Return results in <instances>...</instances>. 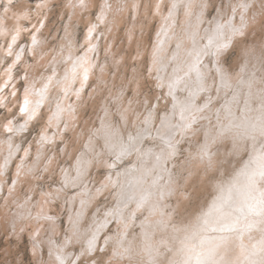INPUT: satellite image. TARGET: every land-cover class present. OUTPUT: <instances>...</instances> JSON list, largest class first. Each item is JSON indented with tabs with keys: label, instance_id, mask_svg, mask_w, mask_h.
<instances>
[{
	"label": "snow or ice",
	"instance_id": "snow-or-ice-1",
	"mask_svg": "<svg viewBox=\"0 0 264 264\" xmlns=\"http://www.w3.org/2000/svg\"><path fill=\"white\" fill-rule=\"evenodd\" d=\"M53 7L51 0H0V65L11 60L0 83V152L7 153L0 163V264H26L19 251L25 233L32 253L27 264H112L117 253L108 254L112 237L104 233L122 213L123 192L116 190L124 178L174 157L178 136L233 117L243 86L252 87L242 73L251 61L264 66V0H171L167 15L164 0H102L83 43L72 39L70 16L58 48H48V37H41ZM64 7L83 10L88 0H67ZM142 8L154 9L164 23L150 46L141 25L129 59L109 37L118 17L127 11L138 21ZM126 37L131 44L135 24ZM88 104L93 116L81 123ZM45 107L47 120L28 141ZM111 192L115 205L103 218L96 208L89 222L88 213Z\"/></svg>",
	"mask_w": 264,
	"mask_h": 264
},
{
	"label": "rangeland",
	"instance_id": "rangeland-1",
	"mask_svg": "<svg viewBox=\"0 0 264 264\" xmlns=\"http://www.w3.org/2000/svg\"><path fill=\"white\" fill-rule=\"evenodd\" d=\"M93 1L94 2L90 0L92 3L89 2L86 9H70L69 11V9H65L64 7L67 0H51L54 7L51 9V13L47 21L48 28L44 29L45 36L41 37V39L48 37L46 40L48 48H58L61 43L59 38L64 35L62 22L67 23L70 16L72 17L71 35L73 41L78 39L80 43L84 42V35L87 31V27L90 23L96 22V15L99 12L98 5L102 2V0ZM128 2L131 3V0H128ZM143 2L145 4L151 3L154 5L156 0H143ZM170 2L171 0H164L162 15H167V6ZM233 2L238 3L239 0H233ZM152 11H154V9ZM152 11H146L142 8L140 10V19L138 21H132L129 19L127 11H125L122 17L117 18L116 27L113 29L112 35L109 37V42L114 40L116 45L121 48L122 55L127 54L129 59L131 56L135 55L136 42L141 40V25H143L144 29L142 37L143 43L150 46L156 39V34L160 31L161 25L164 21L161 16H153ZM66 12L67 15L65 14ZM9 15L11 16V14ZM181 19H183L182 14ZM238 20L239 16L237 15L236 21L238 22ZM12 23L16 22L13 20ZM32 23H35V21H32ZM133 24H135V37L130 44L126 37V31L128 28H131ZM204 27H208L207 22H205ZM101 31H104L103 27H101ZM49 32L51 33L50 37L48 36ZM251 35L254 36L255 34L253 33ZM26 40L27 37L22 39L20 42L24 43ZM2 43L3 40L0 39V44ZM101 43H103V41H101ZM45 50L47 51V48ZM239 57L240 53L239 49H237V55L232 58L231 73L234 78L239 72V64L241 62ZM8 62V64L11 63L10 60ZM30 62L31 61L29 59L25 60V63ZM7 63L0 65V83L3 82L2 76L4 69L7 67L6 65H8ZM205 63L207 64V61H205ZM255 66L256 71L254 70ZM23 68L24 65L22 64L20 66L18 76L24 75ZM256 73L260 75L258 76ZM241 78L246 81H251L252 87L249 89L247 85L243 86L241 90L242 102L237 105L232 118L223 119L220 123L213 121L211 126L205 122L204 124L198 126L193 133L184 137H177L179 144L177 146L176 155L169 158L164 164L167 173L163 172L162 176L158 178L157 183L159 184L154 192L155 196L158 194L159 200L161 201L159 203L160 206H158L160 207L159 214L161 215H154L152 221L147 222V212H150L151 209L149 210L147 207H144L142 210L141 206H135V202L130 200L131 202L127 206L126 210L128 209V211H130L133 207L136 210L131 218L132 223H130L129 229H127L128 231L126 233H120L119 231H121V228L117 225L119 222L113 223L109 229H105V235H112L111 246L108 249V254L111 255L113 252L112 250H115L117 253L112 264H170L171 262V264H180L183 259L184 250L188 249V247H186L188 240L190 241V236L193 235L191 233L199 230L200 225L205 228L207 227L200 220L202 218L203 211L210 207V203L214 198H217L216 195L219 191L220 185L229 181L231 176L240 172L247 163H253L252 165L254 166V169H258V171L256 170L257 174L264 172V113H260L262 114V117L257 114L261 118L256 119L257 123H260V125L250 127L248 122L253 121V118H246L247 111L243 107L245 105L250 106L252 104V106L260 105L261 108H264V66H261L256 61H251L248 71L242 73ZM14 83L17 85V88L22 95L24 83L19 79L14 81ZM77 87H79V85ZM9 90L11 91V85L9 86ZM89 91H91V88ZM105 95H107V93H105ZM85 96H87V93H85ZM249 97H251V99H248ZM245 99H247V104L244 103ZM13 103H15V101H13ZM44 113V120L38 124L36 129L27 137L28 141H32L35 138L39 128L42 126L43 122L47 120V107L44 108ZM93 113V105L88 104L86 110L81 115V123L84 119L92 117ZM255 113L256 110L254 115ZM16 142L19 143V140ZM24 147H28V144L26 143ZM61 147H63V145H61ZM262 147L263 149H261ZM32 152L33 155H35L34 147ZM4 155H7L6 151L0 152V163H2L1 159ZM19 155L22 156L23 152L19 153ZM18 163L19 160L16 159L15 163L9 165L10 172H15L16 164ZM116 192H121V189L118 188ZM116 192H111V194L106 193L103 198L99 199L96 206L88 213L89 222L91 220V212L96 211V208L102 209L101 218H103V213L115 205ZM238 215L240 217L237 216V218H240L241 221H245L247 219V215ZM61 219L66 223L67 216L63 215ZM249 221L250 220L247 219V222ZM262 223L263 222H261V225ZM144 229L146 230L144 231ZM242 229L243 226L241 225L236 228L221 229L220 231H218L217 228L208 229L209 234L215 233V237L209 239V242L211 244L214 243V247H216V249L208 251V253L214 257V260H209L206 264H237L236 261L241 256L243 250L247 253L251 250L249 246L241 243L240 237ZM244 229L246 230V228ZM256 231V228H247L246 234H250L251 239H253L252 232ZM119 233L121 238L117 240ZM206 234L207 232L205 235ZM182 235L184 239L181 238ZM28 237L29 234L25 233L19 241V251L21 256L25 259L26 264L28 260L32 259L31 243ZM47 239V236L41 237V240L43 241L41 251L44 255V259H47ZM62 239L63 237L61 236V240ZM120 241L126 242L129 246L126 250L130 252L129 256L131 258L128 254H124L125 251L122 248L119 249L120 247L118 245ZM180 241L183 243L180 244ZM102 242L103 241L101 240L100 243L103 244ZM130 244L132 246H130ZM151 245L155 246L154 249ZM114 246L118 247L115 248ZM147 247L150 248L147 249ZM208 247L210 246L208 245ZM71 250L72 249H69V251ZM259 253L262 256L257 260V262L253 260H245L246 262L243 264H264V253L263 251L262 254L261 252ZM150 259L151 261H149Z\"/></svg>",
	"mask_w": 264,
	"mask_h": 264
},
{
	"label": "bare ground",
	"instance_id": "bare-ground-1",
	"mask_svg": "<svg viewBox=\"0 0 264 264\" xmlns=\"http://www.w3.org/2000/svg\"><path fill=\"white\" fill-rule=\"evenodd\" d=\"M89 2H90V0H88V5H89ZM92 2H94V1L92 0ZM92 2H90V3H92ZM69 11H70V9H69ZM87 12H88V10H87ZM14 22H16V21L14 20ZM9 39H10V37H9ZM6 66H8V65H6ZM253 68H254V66H253ZM254 70L256 71V66H255ZM3 79H4V77H3ZM258 82H260V81H258ZM248 99H251V97H249ZM243 107L247 111V117L246 118H248V117L253 118V121L248 122L250 127H252L254 125L259 126L260 123H257L256 119H261L259 116L262 117V114H260V113H264V108H261L260 105H253L252 106V104L250 106L245 105ZM255 110H256V113L254 115ZM237 111H238V109H237ZM239 116H240V114H239ZM228 125H231V124H228ZM246 144H248V143H246ZM263 147L261 149H263ZM260 152H261V150H260ZM248 161H250V160H248ZM166 162H162L159 166H156L154 168L151 165H149L148 167L151 169L150 171H148V172L140 171L137 173H133L129 177L124 178L126 180V183L124 184L123 189L121 191L123 192V197H124L123 205H126V206L122 205V213H121L120 217L117 219V222H119V224H117V225H119L121 228V231H119L120 233H126L128 231L127 229H129V225H130V223H132L131 218L133 217L135 210H136L134 207L130 211H128V209L126 210L127 206L131 202L130 200H133L135 202V206H141L142 210L144 207H147L149 210L151 209L150 212L149 211L147 212V216H148L147 220H146L147 222L152 221V218L154 215H161V214H159L160 213V211H159L160 207H158V206H160L159 203L161 201L159 200L158 194L156 193L157 195L155 196L154 192L157 189L158 184H159V183H157L158 178L162 176L163 172L167 173V170H165V167H164V164ZM252 164L247 163L240 172L233 174L231 176V178L229 179V181H226L224 184L220 185L219 191L216 195L217 198L213 199V201L210 203L209 208L205 209L204 211L202 210L203 214H202V218L200 221L203 222L207 227L205 228L204 226L200 225L199 230H196L195 232L193 231V233H191V234H193L190 236L191 242L188 240V243L189 242L190 243L189 244L187 243V245H186V247H188V249L184 250L183 259L180 262V264H206L207 261H209V260L213 261L214 257L212 255H210L208 253V251H211L212 249L213 250L216 249V247H214L215 246L214 243L211 244L209 242V239H212L215 237V233H213V231H212L213 234H209L208 229L217 228L218 231H220L221 229L236 228L237 226H240V225L243 226L242 234L240 237L241 243L249 246L251 248V250L248 251V253L243 250L241 256L240 257L238 256L239 258L236 261L237 264H243L246 262L245 260H253V261L257 262V260L261 258L262 255H260L259 252H261V254H262V251H263V253H264V172H260V174H257L256 170L258 171V169L257 168L254 169V166ZM156 202H157V204H156ZM238 214H240L241 216L247 215L246 218L250 221L247 222V219L245 221H241L240 218H237V216H239ZM242 220H243V218H242ZM261 222H263L262 225H261ZM143 228H145V227H143ZM244 228H246V230ZM247 228L248 229L249 228H256L257 229L256 232H252L253 239H251L250 234H246ZM145 230L146 229H144V231ZM206 232H207V234L205 235ZM225 232H226V230H225ZM120 233L117 236V240H119L121 238ZM174 234H175V232H174ZM180 234H181V232H180ZM107 235L110 236L109 234H107ZM218 236H220V235H218ZM111 237H112V235H111ZM143 238H144V236H143ZM181 238H183V235ZM146 239H147V237H146ZM192 241H193V243H192ZM114 242H116V241H114ZM182 243L183 242L180 241V244H182ZM208 245L210 247H208ZM118 246L120 247L119 249L122 248L125 251L124 254H126V255L128 254V256H129L130 252L126 250V248L129 246L127 245L126 242L120 241ZM118 246H114V247L116 248ZM130 246H132V245L130 244ZM151 246H153V245H151ZM154 247L155 246H153V249H154ZM149 248L150 247H147V249H149ZM237 252H239V251H237ZM149 261H151V259Z\"/></svg>",
	"mask_w": 264,
	"mask_h": 264
}]
</instances>
